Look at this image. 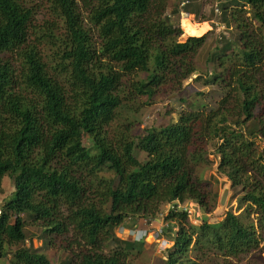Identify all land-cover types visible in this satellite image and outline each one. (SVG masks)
Here are the masks:
<instances>
[{
    "label": "trees",
    "instance_id": "trees-1",
    "mask_svg": "<svg viewBox=\"0 0 264 264\" xmlns=\"http://www.w3.org/2000/svg\"><path fill=\"white\" fill-rule=\"evenodd\" d=\"M48 2L52 19L39 29L28 1L0 0V178L14 184L0 213V257L14 244L13 264H132L136 242L112 226L153 218L173 202L195 200L214 213L225 188L214 173L205 176L215 166L211 154L242 197V211L231 208L203 224L187 212H168L176 230L164 264H200L192 255L202 251L233 264L258 249L264 0L218 4L220 22L239 32L238 41L223 32L182 41L183 30L164 20L168 0ZM49 42L59 49L49 52ZM201 53L213 66L197 78L216 86L219 99L190 104L176 122L137 143L123 112L142 107L143 97L150 104L180 89ZM134 148L146 152L145 164ZM29 221L42 226L48 246L65 251L60 262L35 250L34 240L26 245Z\"/></svg>",
    "mask_w": 264,
    "mask_h": 264
},
{
    "label": "rangeland",
    "instance_id": "rangeland-1",
    "mask_svg": "<svg viewBox=\"0 0 264 264\" xmlns=\"http://www.w3.org/2000/svg\"><path fill=\"white\" fill-rule=\"evenodd\" d=\"M26 1H28L30 5L34 6L37 10V15L34 22L39 29H43L45 27L46 20L52 19V17L48 13V0ZM220 1L221 0H168V6L166 9L167 12L164 15V20L170 26L177 27L179 24H173V22L169 21L170 18L175 15V13L178 12L182 15L192 14L193 22L195 24H198L199 28H201L195 35L200 36L204 33H208L212 40L216 35L222 33L220 30L222 24L220 22L221 10H219L218 6ZM212 10L218 14V17H210V13ZM167 15L168 21L166 19ZM195 35H189L185 38L181 37V40L186 41L191 36ZM239 37L240 34L237 37H231V39L238 41ZM48 47L49 52H54L53 50L59 49V47L53 42H49ZM211 48L213 47L211 46ZM49 57L51 58V55ZM203 58L204 54L201 53L197 58V65L195 70L183 79V83L180 89L173 91L171 94H167L166 96L159 95L154 101H151L150 104H145V99L143 97L141 99L142 103L144 104L142 107L137 106L133 110H125L123 112V120L126 124L131 125L129 134L132 136V138H135L137 143L145 142L155 128L176 122L181 112H186L189 110L190 104H194V106H197L198 104L201 105L205 103V99L209 101H216L219 99L221 92L216 88V86L208 84L204 85L203 81L197 78L200 75H210V69L213 66V63L208 61L207 57H205L204 59ZM201 92H205V94L203 95L201 94ZM133 118L141 123L150 124L148 130L149 134L144 140H141L138 137H134L132 135L133 123L131 122V120ZM258 145L261 154L264 156V141L260 140L258 142ZM133 153L142 164H145L147 162V154L145 151L134 148ZM208 157L210 160L215 161V166L214 169L207 170L205 172V176L208 178L212 173H214L220 178L219 180L223 188L230 187L228 178L220 174L218 172V169L216 168L217 162L220 158L212 154ZM13 192L14 184L12 179L8 175L2 176L0 178V210H2V206L12 196ZM241 199V196L234 195V192L232 191V189H230L226 205L222 206L220 204V206L215 210L214 213H208V215L211 218H213L214 216L215 218L221 219L224 217V213L226 211L236 207H238L237 212L240 214V212L242 211ZM166 210L167 208H164V210L158 214L159 217L163 215L166 216L168 214ZM141 218L143 217H137L134 222L140 220ZM151 221L152 219L150 221L148 220L149 223ZM164 224H166V222ZM164 224L160 225V228L164 226ZM175 226V223L170 221L165 225V228H167V232L172 233L174 230H176ZM26 227L28 232L26 245L31 246L32 241L34 240L36 243V247L34 248L35 250H39L47 254V256L55 263L60 262L61 258L64 257L65 251L53 246L50 247L48 246V244H46L47 237L43 236L42 226L37 223L32 224L29 221L27 222ZM112 228L114 233L117 234L118 232V235L120 234L119 232H122L121 226H112ZM148 233H150V231L139 230L137 232L138 238L136 237V247L135 249H133V254L131 255L132 264H164L165 256L163 252V246L165 244L166 246H168L169 244L162 241L159 236H157V239H153V233L151 235ZM132 238L135 240L134 237ZM15 248L16 247L14 244L8 246L4 255L0 257V264H13ZM67 254L69 255L70 253L67 252ZM192 256L194 258H197L200 264H223V257L215 252L213 253L209 251H202L201 253H193ZM233 264H264V234L262 235L261 244L258 249L245 252L238 258H234Z\"/></svg>",
    "mask_w": 264,
    "mask_h": 264
},
{
    "label": "bare ground",
    "instance_id": "bare-ground-1",
    "mask_svg": "<svg viewBox=\"0 0 264 264\" xmlns=\"http://www.w3.org/2000/svg\"><path fill=\"white\" fill-rule=\"evenodd\" d=\"M167 18H168V15L166 16V19ZM169 21L173 22V24H179L178 26L183 28L184 34L182 35V38H185L189 35H195L201 29L199 28L198 24H195L193 22L192 14L182 15L177 12L175 13V15H173L170 18ZM220 30L221 32L227 34L229 37L239 36V32L236 29H234L229 23H222ZM131 122L133 123L132 135L134 137H138L141 140H144L146 136L149 134L148 130H149L150 124L141 123L138 120H135L134 118L131 120Z\"/></svg>",
    "mask_w": 264,
    "mask_h": 264
},
{
    "label": "crops",
    "instance_id": "crops-1",
    "mask_svg": "<svg viewBox=\"0 0 264 264\" xmlns=\"http://www.w3.org/2000/svg\"><path fill=\"white\" fill-rule=\"evenodd\" d=\"M151 219H152V221L149 223L148 220L150 221ZM165 222H166V224H168V222H170V221L167 219H165V220L161 219L159 217V215H157L153 218H141L140 220H137L136 222H134V220L131 219L128 221V223L125 224L124 227H122V232H119L120 233L119 235L123 239L129 240L132 242H136L137 232L139 230H145V231H150V233H148L150 235L153 233V239H154V236L157 234V231H159L161 229L160 225H163ZM166 224H164V228H165ZM164 228H163V231L160 233L159 237L162 241L171 245L174 242V237L171 233L167 232V230H166L167 228H165V229ZM117 234H118V232H117ZM132 237H134L135 240Z\"/></svg>",
    "mask_w": 264,
    "mask_h": 264
},
{
    "label": "built area",
    "instance_id": "built-area-1",
    "mask_svg": "<svg viewBox=\"0 0 264 264\" xmlns=\"http://www.w3.org/2000/svg\"><path fill=\"white\" fill-rule=\"evenodd\" d=\"M167 213L170 212L173 209H177L179 211L187 212L189 217L192 219V221L195 224H203L206 221H208L210 216L203 211H201L198 203L195 200H189L185 203H168L167 205ZM1 213V210H0ZM167 216V215H166ZM166 216H160L161 219L165 220ZM209 218V219H208ZM164 226L161 227L159 231H157V234L154 236V238L157 239V236L160 235V233L163 231ZM165 229V228H164ZM166 247V244L163 246V248Z\"/></svg>",
    "mask_w": 264,
    "mask_h": 264
},
{
    "label": "water",
    "instance_id": "water-1",
    "mask_svg": "<svg viewBox=\"0 0 264 264\" xmlns=\"http://www.w3.org/2000/svg\"><path fill=\"white\" fill-rule=\"evenodd\" d=\"M177 27H180V26H177ZM182 28V27H181ZM183 29V28H182ZM229 192H230V187H226L222 193V196H221V200H220V204L222 206H225L226 205V202H227V199H228V196H229ZM217 219H212V223H214Z\"/></svg>",
    "mask_w": 264,
    "mask_h": 264
},
{
    "label": "clouds",
    "instance_id": "clouds-1",
    "mask_svg": "<svg viewBox=\"0 0 264 264\" xmlns=\"http://www.w3.org/2000/svg\"><path fill=\"white\" fill-rule=\"evenodd\" d=\"M181 28V27H180ZM182 29V28H181ZM183 30V29H182ZM138 238V237H137Z\"/></svg>",
    "mask_w": 264,
    "mask_h": 264
}]
</instances>
